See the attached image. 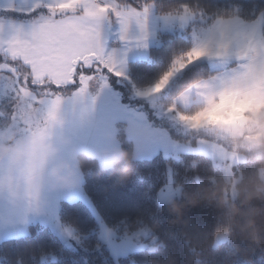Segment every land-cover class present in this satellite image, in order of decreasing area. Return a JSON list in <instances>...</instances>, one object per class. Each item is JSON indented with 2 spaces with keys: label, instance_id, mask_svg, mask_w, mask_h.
Returning <instances> with one entry per match:
<instances>
[{
  "label": "snow or ice",
  "instance_id": "obj_1",
  "mask_svg": "<svg viewBox=\"0 0 264 264\" xmlns=\"http://www.w3.org/2000/svg\"><path fill=\"white\" fill-rule=\"evenodd\" d=\"M156 27L179 31L182 42L155 76L139 79L128 54L147 49ZM257 73L264 75V5L230 0L221 10L205 0H0V128L57 140L68 135L78 146L103 145L126 131L143 160L163 159L162 202L191 179L202 183L201 173L215 178L243 164L225 154L211 129L192 126L164 101L194 87L211 105ZM60 112L85 122L57 124ZM83 183L46 193L38 217L30 206L0 197V224L20 230L36 221L79 241L59 213L61 200L87 199ZM149 234L145 227L127 239L143 246Z\"/></svg>",
  "mask_w": 264,
  "mask_h": 264
},
{
  "label": "trees",
  "instance_id": "obj_2",
  "mask_svg": "<svg viewBox=\"0 0 264 264\" xmlns=\"http://www.w3.org/2000/svg\"><path fill=\"white\" fill-rule=\"evenodd\" d=\"M229 2L205 0L221 10ZM243 2L264 5V0ZM158 38L160 44L150 47L148 58L129 61L128 67L134 77L155 76L166 64L171 50L182 42L181 33L176 30H161ZM123 146L131 147L127 142ZM251 171V165L243 162L235 174L247 175ZM201 175L202 183L189 180L181 186L180 197L173 200L182 206L181 216L177 218L169 211L170 202L158 201V191L166 182L162 158L142 160L136 165L134 174L123 181L112 176L110 171L99 177L86 171L83 188L87 199L63 200L59 213L64 223L73 226L80 242L75 247L68 246L50 227L30 223L25 233L0 240V264H264V218L256 222L258 240L234 228V239L214 243L215 232L225 223L224 215L204 198V190L215 187L224 175L215 178ZM190 197L197 198V202L190 203ZM253 206L264 207V202L253 201ZM241 207L247 210L248 206ZM101 222L119 237L145 227L150 229V234L141 238L143 247L115 258L100 237ZM240 223H244L242 218ZM150 244L154 248L151 249Z\"/></svg>",
  "mask_w": 264,
  "mask_h": 264
},
{
  "label": "clouds",
  "instance_id": "obj_3",
  "mask_svg": "<svg viewBox=\"0 0 264 264\" xmlns=\"http://www.w3.org/2000/svg\"><path fill=\"white\" fill-rule=\"evenodd\" d=\"M239 88L255 92L258 101L264 100V75L249 77ZM160 91L159 88L157 92ZM219 99L213 97L214 103ZM164 103H174L189 116L210 106L194 87ZM56 122L78 125L85 121L65 117L60 112ZM204 127L219 137L229 158L236 157L252 167L247 175L229 171L215 187L204 190V198L224 215L225 223L215 232V240L217 243L232 240L236 235L234 228H239L242 235L256 241L257 219L264 218V207L253 206V201L264 202V110L239 128L220 123ZM109 140L103 145L78 146L68 135L57 140L38 132L21 136L14 130L0 128V197L21 207L30 206L38 217L45 211L46 193H63L79 187L86 171L96 177L110 171L120 181L129 178L143 160L135 141L126 131L119 130ZM125 142L131 145L130 149L123 146ZM189 202L196 203L197 198L190 197ZM242 205L248 206L247 210H242ZM168 207L177 218L181 216V205L173 201Z\"/></svg>",
  "mask_w": 264,
  "mask_h": 264
},
{
  "label": "rangeland",
  "instance_id": "obj_4",
  "mask_svg": "<svg viewBox=\"0 0 264 264\" xmlns=\"http://www.w3.org/2000/svg\"><path fill=\"white\" fill-rule=\"evenodd\" d=\"M161 30H171V29H167L164 27H156L155 35L150 39L148 48L141 51L130 52L128 54L127 64H129V61L133 59L148 58L150 55V47L152 45L160 44V40L158 37H159V32ZM116 43H117L116 41H112L113 45H115ZM158 89L159 88H157L156 91ZM256 97L257 94L250 90H238V91L226 93L217 102L211 104L209 107L203 109L202 111L196 113L193 116L182 114V119L189 122L194 127H201L204 126L205 124L220 123V124L231 125L234 128H239L242 127L244 124H246L254 115H257L261 112V110H264V100L258 101ZM235 171H233V173H235ZM164 185L158 191V201L160 203L171 202L174 199L180 197L181 190L173 198L162 202L160 199V192L163 189ZM173 186L175 187V185ZM61 222L73 230V234L79 237V241L62 234L61 231L58 229H53L51 227L50 228L53 229L62 238V240L66 245L75 247L80 242V236L75 233V229L73 228V226L64 223L62 220ZM31 223H38V222L34 221ZM130 236H132V234L119 237L112 229L106 226L104 222H101L100 237L103 240L105 246L108 248L109 253L115 258H118L119 256H127L137 251L141 247H143L137 245L135 246V249L131 251V248L127 246L128 243L127 237ZM124 239L125 240L127 239L124 246L127 247V249L123 247L124 249L123 250L120 249L119 251L113 243H120ZM214 243L218 244L216 240H214ZM149 247L152 249L154 248V245L150 244Z\"/></svg>",
  "mask_w": 264,
  "mask_h": 264
},
{
  "label": "crops",
  "instance_id": "obj_5",
  "mask_svg": "<svg viewBox=\"0 0 264 264\" xmlns=\"http://www.w3.org/2000/svg\"><path fill=\"white\" fill-rule=\"evenodd\" d=\"M82 189H83V194H84V196H85V193H84V188H83V185H82ZM80 199H84V198H75V199H72L71 201H73V200H80ZM63 200H67V201H70L69 199H63ZM63 200H61V201H63ZM61 201H60V203H61ZM31 222H34V221H31ZM30 222V223H31ZM29 223V224H30ZM27 227H28V225L26 226V228H23V229H20V230H14V229H12L11 228V226H6V225H2V224H0V240L1 239H5V238H8V237H13V236H17V235H19V234H22V233H25V231L27 230ZM127 240V239H126ZM126 240L124 239L122 242H120V243H113L114 245H115V247L120 251V249L121 250H123L124 248H126L127 249V247H124L125 246V242H126ZM127 242H128V240H127ZM127 246L129 247V248H131V251H133L134 249H135V247H132L130 244H129V242L127 243ZM124 247V248H123Z\"/></svg>",
  "mask_w": 264,
  "mask_h": 264
}]
</instances>
